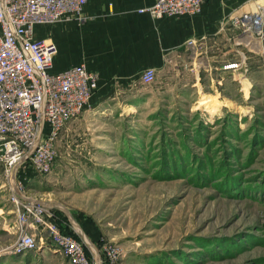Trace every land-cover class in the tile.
I'll list each match as a JSON object with an SVG mask.
<instances>
[{"label":"rangeland","instance_id":"374dc122","mask_svg":"<svg viewBox=\"0 0 264 264\" xmlns=\"http://www.w3.org/2000/svg\"><path fill=\"white\" fill-rule=\"evenodd\" d=\"M250 57L247 74L215 84L216 74H178L92 96L54 139L47 175L23 165L9 179L0 166V248L15 241L16 181L90 264H264V60ZM202 94L217 110L198 106ZM47 248L0 264H68Z\"/></svg>","mask_w":264,"mask_h":264},{"label":"built area","instance_id":"2783aa9c","mask_svg":"<svg viewBox=\"0 0 264 264\" xmlns=\"http://www.w3.org/2000/svg\"><path fill=\"white\" fill-rule=\"evenodd\" d=\"M205 1L156 0L138 13L153 20L196 16ZM85 3L86 0H0V166L6 178H12L23 165L37 176L47 175L55 159L54 139L90 103L96 88L95 74L83 64L51 73L55 46L48 39L34 37L36 26L80 20ZM248 3L252 10L230 18L236 30L234 43L245 51L237 49L236 56L220 66L222 72L247 74L250 55L256 52L264 60V3ZM154 79L152 69L139 75L144 86ZM11 186L8 200L14 211L11 228L15 241L10 247L0 248V256L48 247L68 264H90L83 242L61 231L49 209L25 196L18 182Z\"/></svg>","mask_w":264,"mask_h":264},{"label":"crops","instance_id":"0c3cea01","mask_svg":"<svg viewBox=\"0 0 264 264\" xmlns=\"http://www.w3.org/2000/svg\"><path fill=\"white\" fill-rule=\"evenodd\" d=\"M155 1L86 0L80 20L36 26L34 37L46 39L48 31L55 46L50 72L83 64L97 79L92 96L101 99L119 87L141 85L145 69L163 85L178 74H193L197 81L199 74H216L212 83L230 76L220 70L237 51L230 18L250 6L248 0H206L196 16L153 20L138 13Z\"/></svg>","mask_w":264,"mask_h":264},{"label":"bare ground","instance_id":"6f19581e","mask_svg":"<svg viewBox=\"0 0 264 264\" xmlns=\"http://www.w3.org/2000/svg\"><path fill=\"white\" fill-rule=\"evenodd\" d=\"M256 50H258V49H255V51ZM214 100L215 99H213L211 95L202 94L198 106L199 107L204 106L208 109L212 108L215 111V109L217 108V105H219L220 103H219V101H214Z\"/></svg>","mask_w":264,"mask_h":264},{"label":"trees","instance_id":"16d2710c","mask_svg":"<svg viewBox=\"0 0 264 264\" xmlns=\"http://www.w3.org/2000/svg\"><path fill=\"white\" fill-rule=\"evenodd\" d=\"M93 93H94V92H93ZM90 101H91V100H90ZM228 184L230 185V187L232 186V188L235 189V190L239 189V188L237 187V185H236L237 183L232 182V179H229V183H228ZM55 222H56V224L58 225V227L60 228L61 231H63L64 233H69V234H71L74 238H76L72 233L68 232V231L64 228V226H62L61 223H59V222L56 221V220H55ZM76 239L78 240V238H76ZM85 251H86V249H85ZM86 254H88L87 251H86Z\"/></svg>","mask_w":264,"mask_h":264}]
</instances>
